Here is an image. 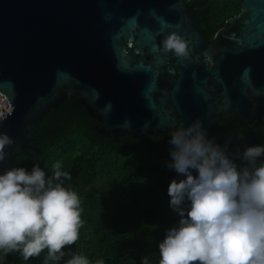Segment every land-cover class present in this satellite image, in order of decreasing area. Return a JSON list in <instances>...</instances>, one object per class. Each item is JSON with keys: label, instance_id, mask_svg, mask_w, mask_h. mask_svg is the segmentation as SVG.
Masks as SVG:
<instances>
[{"label": "water", "instance_id": "95a60500", "mask_svg": "<svg viewBox=\"0 0 264 264\" xmlns=\"http://www.w3.org/2000/svg\"><path fill=\"white\" fill-rule=\"evenodd\" d=\"M188 1L0 0V93L11 104L0 132L14 140L0 165L67 97L115 142L195 119L209 133L222 113L264 126V0H229L241 11L212 44ZM173 31L189 42L183 62L160 46Z\"/></svg>", "mask_w": 264, "mask_h": 264}, {"label": "clouds", "instance_id": "9594fccd", "mask_svg": "<svg viewBox=\"0 0 264 264\" xmlns=\"http://www.w3.org/2000/svg\"><path fill=\"white\" fill-rule=\"evenodd\" d=\"M160 46L181 62L189 58V42L177 32ZM8 115L11 108L0 122ZM13 143L0 132V161ZM169 145L165 163L176 178L167 195L177 219L158 243V264H264V144L230 152L195 119L171 128ZM70 179L60 161L50 175L35 163L0 172V255L18 252L27 261L47 249L45 264H58L82 225L80 197L64 184ZM66 264L92 262L73 253ZM140 264H150L148 256Z\"/></svg>", "mask_w": 264, "mask_h": 264}, {"label": "trees", "instance_id": "16d2710c", "mask_svg": "<svg viewBox=\"0 0 264 264\" xmlns=\"http://www.w3.org/2000/svg\"><path fill=\"white\" fill-rule=\"evenodd\" d=\"M196 28L206 40L227 25L242 6L229 0H189ZM95 118L89 117L78 98L67 97L39 121L28 127L21 147L15 148L0 172L12 167L31 168L38 164L46 174L60 161L71 179L64 184L81 200L79 239L66 246L58 264H66L73 253H83L92 264H140L148 256L158 264V243L177 219L170 209L169 182L176 178L166 166L169 134L153 133L143 138L124 135L115 142L97 132ZM230 152L241 151L239 139L209 133ZM254 136L264 144V126ZM262 159V158H261ZM47 249L24 260L18 252L0 255V264H45ZM47 264H53L48 261Z\"/></svg>", "mask_w": 264, "mask_h": 264}, {"label": "flooded vegetation", "instance_id": "af4514ba", "mask_svg": "<svg viewBox=\"0 0 264 264\" xmlns=\"http://www.w3.org/2000/svg\"><path fill=\"white\" fill-rule=\"evenodd\" d=\"M227 26H228V24L226 26H224V28H222V29L226 30ZM222 29H220V30H222ZM215 35L216 34H213L212 36H210L209 41L206 40L204 37L203 38L209 44H212L214 42ZM218 117L221 118V120L216 124V126L214 127L213 130H211V132L216 131L217 133H220L224 136H227L230 138H237V139H239V142L242 146L247 144V143L251 144V138H252V136H254L255 129L257 128V127L254 128L256 121L253 118H235L236 122H233V118H231V116L228 114L222 113ZM263 119H264V117H263ZM98 124L100 125L99 122H98ZM258 127H260V126H258ZM252 128H254L253 132L251 130ZM211 132H209V133H211Z\"/></svg>", "mask_w": 264, "mask_h": 264}, {"label": "built area", "instance_id": "2783aa9c", "mask_svg": "<svg viewBox=\"0 0 264 264\" xmlns=\"http://www.w3.org/2000/svg\"><path fill=\"white\" fill-rule=\"evenodd\" d=\"M11 108V104L7 100V98L0 93V112H7L8 109Z\"/></svg>", "mask_w": 264, "mask_h": 264}]
</instances>
